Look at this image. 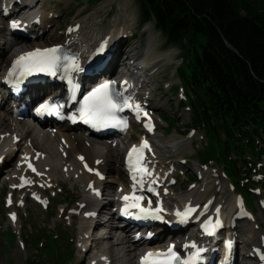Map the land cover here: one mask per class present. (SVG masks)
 I'll return each mask as SVG.
<instances>
[{"label": "rangeland", "instance_id": "374dc122", "mask_svg": "<svg viewBox=\"0 0 264 264\" xmlns=\"http://www.w3.org/2000/svg\"><path fill=\"white\" fill-rule=\"evenodd\" d=\"M19 2L21 4V0ZM2 4L3 1L0 0V8H2ZM118 4L124 11L121 19L117 16ZM13 6L18 5L13 4ZM39 7L40 2L34 11L38 10ZM45 9L49 11L50 17L51 15L54 16L51 18V24L48 23L44 26V31L39 33L40 36L37 41L40 43L50 44L51 34L56 33L62 36L67 27L77 19L85 17L84 26L88 27L89 43L96 37L108 32L110 35L118 34L120 36L121 40L118 43L121 47V53L118 64L127 63L126 57L136 53V57L142 61L147 49L149 50L150 59H154L153 64H148L149 68L153 67L149 71L154 73L149 75V81L152 85L147 84V89L153 91L147 96V101L152 107L151 109H155L153 110L156 122L154 136H162L166 140L175 136V142L178 144L177 150L160 148L157 154L158 165L161 167L169 165L164 162L175 160L170 163L174 169L170 175V193H172L170 204L179 201V195L184 193L192 194L191 203H201L211 191L216 189L215 187H222L220 191L226 199L224 208L232 209L234 197L240 202H242V198L246 208L252 212L256 223L264 232V169L262 172L252 173L259 176L260 180L256 181V185H248L246 178L236 181L226 178L222 167L210 159L207 154L209 143L206 134L201 125L194 119L191 111L186 109L188 105L185 99L189 95L185 90L186 85L180 82L177 74L178 68L184 64L182 52L175 46L166 47L164 38L155 30L152 22L143 25L140 23L138 0H49ZM23 10L29 16L28 10L25 8ZM3 20L4 16L0 10V27L2 28L6 23ZM40 23L36 24V28L40 26ZM9 28L10 26L2 31V37L9 38ZM61 36L55 41L61 42ZM4 38L0 40H8ZM24 40H19V47L23 45L21 41ZM9 54L10 52L5 56ZM128 67L130 68L131 65ZM121 71L122 73L126 72L124 68ZM142 92L140 91V93ZM183 94H185V98H183ZM162 102L165 103V108L160 107ZM189 130L193 131L191 136H188ZM80 135L85 138L82 134ZM138 137L139 133L133 129L130 136L131 140L137 141ZM124 142V140L120 141L121 144ZM154 142L163 147L158 140L155 139ZM101 143L107 145L106 141H101ZM122 155L121 149L117 159L118 164H121ZM18 158L19 154L9 164L0 168V172L14 167ZM258 166L260 165L258 164ZM164 171L167 170L164 169ZM188 175L192 179L188 178ZM5 176H0V186L4 182ZM113 176L114 174H105V181L113 180ZM35 177L37 176L33 178ZM51 182L52 188H48V185L37 186L35 183L33 188L23 187V189L18 190L15 189L14 185H10V182L4 184V189L0 192V264H89L90 258L98 253L93 247L94 242L91 243L92 248L86 255L85 253L82 255L80 252L81 247L78 240L83 237L86 228L83 227L80 214L72 209L78 206L83 195L82 185L73 179L63 180L60 175L52 177ZM235 182L244 189V192L237 189ZM190 184H193L194 187L189 188ZM115 185L117 187L118 184ZM231 186L235 188L232 190ZM12 187L16 191L10 194ZM33 191L43 200V204L32 198L31 192ZM105 197V195L102 196V198ZM8 198H11L16 205L17 226L9 221L11 204L7 206L6 200ZM96 219L101 222L103 215H98ZM250 223H252L251 220L239 223L236 233L239 242L241 239L243 240L244 233L250 227ZM100 234L101 232H93L91 236V233L88 232L87 235L94 239ZM115 236H119V234ZM105 245V248L109 247L107 244ZM239 248L241 249L240 245ZM114 252L117 253L118 251L115 249L113 251L108 250V254L115 257ZM127 258L129 259L130 256L124 257L123 260L126 261ZM117 259L119 261L114 259L116 261H112V264H119L121 259L120 257Z\"/></svg>", "mask_w": 264, "mask_h": 264}, {"label": "bare ground", "instance_id": "6f19581e", "mask_svg": "<svg viewBox=\"0 0 264 264\" xmlns=\"http://www.w3.org/2000/svg\"><path fill=\"white\" fill-rule=\"evenodd\" d=\"M48 1L49 0H21L20 5L13 6L15 2L5 0L3 8L7 12L5 13L3 21H5L6 23L4 24L5 28L4 26L3 28L0 27V39L6 37H2L1 34L2 31L5 30L10 23L14 24L17 20L22 19L23 23L21 24L27 26V30L29 31L28 35L34 37V39H28L31 43L23 47L25 48V50L29 51L33 47L44 48L49 46H59L67 48L71 52H76L75 54H78L79 52L75 50L82 49L83 46L87 45V43L90 41V39H88V27L84 26L85 17L77 19L72 25L67 27V29L63 31L62 36L56 33L51 34L50 37L52 38L50 39V44H45L43 42L40 43L39 41H37V38L40 36L39 33L44 31V26H46L48 23L51 24V18L54 16L51 15L50 17L49 11L45 9L46 3ZM38 2H40V7L38 10L34 11V8L37 7ZM117 6V16L119 17V19H121L124 11L123 9H121L119 4ZM24 8L28 10L27 14H29V16L26 15L25 11L23 10ZM38 22L41 23L40 26L36 28V24ZM70 29L73 30L69 31ZM60 36L62 37V41H55ZM11 38H13V40L15 41L14 44H11V41H9L8 43L9 38H4L8 39L5 41L0 40V64L2 61L8 62L18 52L22 51L17 50V48L19 47V37H13L12 35ZM102 38H110L112 39V41L116 39L121 40L118 34L110 35V32H108L107 34H103ZM28 40H26V42H28ZM120 49L121 47L119 43L115 45V49L111 53V65L117 64L120 57L119 55L121 53ZM13 50L15 51L10 56L7 55V57H5L6 54ZM136 54H133V57H136ZM126 59L128 60V62L124 64L125 67L131 65L132 69L136 65H139L141 68L146 69L145 77L149 83V75H152L154 73L153 71H149L153 67L149 69L147 68L149 67L148 64H153L154 61V59H150L149 57V50L147 49L144 59L137 64L132 65L136 60L132 61V57H129V55L126 57ZM129 61L131 62L129 63ZM131 69H128L127 72L131 71ZM130 75L132 76V74ZM132 83L135 84L136 82L132 80ZM137 83L138 87L136 90L138 92V90H141L144 85L139 84L140 82ZM30 93L31 95L37 94L36 90H32ZM138 96L145 95L143 93H139ZM22 99L23 98H19L16 99V101L20 102ZM147 99L142 98L141 102L144 103L145 101H147ZM5 103H7V99L5 98V95L2 94V91H0V112H2L0 113V166L3 167L9 164V162L17 154H19V158L14 167L7 168L8 170L0 172V176L6 175L3 184L0 186V192L4 189V184L6 182H10V185H14L15 189H20V185L22 183L21 177H23L26 181H31V183H28L27 188H31L35 183L48 185L50 188H52L51 178L55 175H60L61 179L63 180L73 179L75 182L80 183L83 188V195L80 198L78 206L72 209L74 210V212L80 214L83 227L86 228V230H84L83 232V237L78 240L81 247V254L83 255V253H85L86 255L92 248L91 243L94 242L93 247L98 251V253L94 254L90 258L89 264H112V261H119V259H117L119 257L121 259L119 264H139L140 258L143 255L141 253V248L145 245H152L154 243V240L145 241L143 240V238H140V240L136 242L134 238L131 239L121 236L117 237L115 236V227L110 221L113 218L112 216L109 217L106 223H101L96 219V216L98 217V215H102L106 212V210H103V203H100L97 200V191L101 189L102 191H104V193H111L113 194V196L119 189H123L126 191V189L124 188L125 179L123 165L122 162L121 164H118L117 162V159L120 156L119 146L112 144L104 145L100 140L94 138L86 139L80 134L73 132L72 130L75 129L69 127V125L67 124H64L59 129H56V132H52L43 129L42 127H36L30 125L29 123H24L17 116L13 115L10 110L5 108ZM12 103L15 102L12 101ZM160 107L165 108V103L162 102ZM141 136H145L151 142H154V140L156 139L158 140V142L162 143L163 147L153 144V146H155L157 150H159L160 148H165L167 150L174 148L173 150H177L178 144L175 142V136H172L169 138V140H166V138H163L162 136H154L152 130L142 131ZM169 144L173 145L170 146ZM26 161H32L34 167L38 172L37 177L33 178L30 175V171L25 169ZM172 161L175 160L164 162L169 164L163 168L167 170V176H164V174H155V182H159L161 184L159 189L166 205H173L170 204L172 193L166 192L167 187L171 181L169 178V174L174 170L173 165H170ZM155 164H157V162L155 160H152L151 166L155 167ZM85 166H87L88 169H85ZM167 168H170L169 171ZM104 174H114L113 180H106L104 182L101 181L99 179V176H103ZM115 184H118L117 187ZM215 188L216 189L214 191H211L201 203L191 204V193H184L179 195L178 198L180 200L175 201V203H183L185 205L191 204L193 206H196L199 211H205V209H207L208 214L214 213L219 217L226 218L232 210L231 208H224L226 199L222 196V192L220 191L222 187ZM11 189L12 192L10 194H13L16 190L14 189V187H12ZM234 199L235 203H240L235 197ZM111 203L114 202L111 201ZM15 206L16 205L14 204V202H11L10 214L15 212ZM63 212L64 211L62 210V213ZM251 217L252 218H250V220L252 223H250V227L244 233V238L243 240L241 239L240 242L239 237H237L236 234V231L238 232L239 228L237 221L233 227L228 226L229 229L227 230L226 220H223L222 224L224 231L220 235V238H223L226 234H228L231 235L235 240L236 244L232 254L234 264H259L258 258H256L254 255V251L256 249L257 251H260V253L264 252V232L256 223L254 215H251ZM242 219L246 220V218L244 217H242ZM17 221L18 217L14 222V226H17ZM162 229L163 227H159L155 229V231H160ZM88 232L91 233V236L93 232H101V234L94 237V239H91L90 235H87ZM105 244H107L109 247L105 248ZM239 245L241 246V249L239 248ZM165 246L166 245H163V247H160L158 250H166L167 248H164ZM114 249L115 251H118L117 253L114 252V255H116L115 257L108 254V250L113 251ZM129 256L130 258H127L128 260H123L124 257ZM240 256L241 259H239ZM114 259L116 260L114 261Z\"/></svg>", "mask_w": 264, "mask_h": 264}, {"label": "trees", "instance_id": "16d2710c", "mask_svg": "<svg viewBox=\"0 0 264 264\" xmlns=\"http://www.w3.org/2000/svg\"><path fill=\"white\" fill-rule=\"evenodd\" d=\"M138 2L140 23L182 52L177 74L210 159L232 181L249 178L264 153V0Z\"/></svg>", "mask_w": 264, "mask_h": 264}, {"label": "snow or ice", "instance_id": "6c2138e0", "mask_svg": "<svg viewBox=\"0 0 264 264\" xmlns=\"http://www.w3.org/2000/svg\"><path fill=\"white\" fill-rule=\"evenodd\" d=\"M13 27H19L18 23H14ZM70 29L69 31H72ZM99 51H103V45ZM80 65L78 56L75 53H70L62 47H52L44 49H34L18 56L12 63L11 68L8 71L7 79L9 83L17 84L22 78L32 76L36 73H44L49 76L56 77L58 74L61 78L67 79L72 83V77L70 73L80 71ZM76 85H73L70 95V101L75 100ZM131 87L127 80L120 83V88H117L115 81H110L93 88L83 100L79 102L80 107L77 109L78 118L84 123L89 124L96 129H102L107 127H126L127 122L125 119L118 116V113L123 112L125 109H130L137 114L139 119L142 109L139 104L132 102L130 95L126 96L124 93L127 88ZM66 107L65 103L46 101L41 104L37 109L39 113H47L48 115L61 116L63 109ZM143 115L147 117V113L143 112ZM149 130H151V121L146 124ZM147 141H142L139 147L133 146L128 153L127 163L129 165L130 172L136 179L134 189L139 186H143L144 179L150 177L152 173L148 170L143 155V150L148 148ZM150 151V149H149ZM26 159V158H25ZM31 168V164H29ZM36 171L34 168L32 169ZM21 187L24 183H31L21 177ZM155 183V181H153ZM147 191L153 192L151 185L147 188ZM124 201L122 213L126 215H135L137 219H162L160 212L163 209L159 206L157 201V207L153 209L151 207L152 202L148 201V206L144 207L141 201L145 200L142 195H137L135 190L121 197ZM135 209L136 212L132 213L130 210ZM196 209L192 207L185 208L184 212L177 211L175 215L180 218L182 222L187 221L189 216L195 212ZM220 227V221L217 220L215 224H209V235L214 234L216 228ZM232 247V242H226V248L229 250ZM199 259V253H193L187 260H181L176 252L169 247L166 252H149L141 258V264H194Z\"/></svg>", "mask_w": 264, "mask_h": 264}]
</instances>
